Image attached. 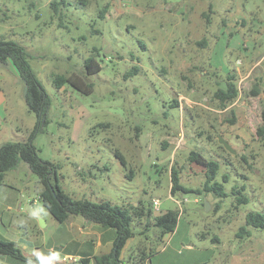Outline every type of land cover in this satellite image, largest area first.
Returning <instances> with one entry per match:
<instances>
[{
    "label": "rangeland",
    "instance_id": "374dc122",
    "mask_svg": "<svg viewBox=\"0 0 264 264\" xmlns=\"http://www.w3.org/2000/svg\"><path fill=\"white\" fill-rule=\"evenodd\" d=\"M52 1L0 0V37L25 48L51 98L48 122L33 143L40 158L58 164L62 188L93 202L142 205L154 214L177 211L174 231L148 264H264V228L236 235L248 211H264V0H65L57 11ZM90 55L101 69L87 75L83 61ZM12 67L0 63L7 76L1 85L18 116L1 118L0 144L26 139L36 122ZM231 71L239 93L222 106L215 91ZM58 73L84 76L93 91L55 88ZM191 150L219 162L217 181L227 175L228 195L221 201L211 193L171 194L172 167L185 187L204 182L200 167L188 161ZM234 185L246 186L248 202L236 204ZM39 190L25 162L6 172L0 239L28 254L59 250L65 258L60 264H84L81 258L109 250L113 228L80 215L56 221L39 201ZM29 203L46 209L39 215L44 225L27 214ZM146 221L132 222L136 235L122 251V264H137L139 243L158 244L157 229L146 231ZM91 228L106 231L102 246L87 234ZM213 235L220 241L213 242ZM6 257L0 254V263Z\"/></svg>",
    "mask_w": 264,
    "mask_h": 264
},
{
    "label": "trees",
    "instance_id": "16d2710c",
    "mask_svg": "<svg viewBox=\"0 0 264 264\" xmlns=\"http://www.w3.org/2000/svg\"><path fill=\"white\" fill-rule=\"evenodd\" d=\"M61 4L66 5V1L54 0L50 3L54 11H57ZM28 59L29 54L23 46L13 40L0 37V63L10 62L13 65L18 77L25 85L24 100L27 110L33 112L36 116L34 127L26 139L6 141L0 144V185L3 184L6 172L15 168L20 161H23L28 165L30 171L36 175L40 184L39 201L56 221L63 222L71 215H80L90 222L113 228L116 236L112 249L108 252L94 255L92 258H81L80 261L84 264H122V251L128 241L136 235L132 228V222L146 217L145 230L148 231L150 227L157 229L156 241L158 244L151 246L139 243L136 249V257L138 259L137 264H148L151 255L157 250V245L174 231L178 220V212L167 210L154 214L150 207L145 209L142 205L115 204L109 200L93 202L84 197H74L62 188L59 182L58 164L40 158L38 149L33 143L35 134L43 131L42 125L48 122L47 114L51 106V98L42 87ZM83 66L87 75L96 73L101 69L96 60V55H90L85 58ZM136 70L137 67H133L132 72ZM235 79V74L229 72L225 86L219 87L215 91V96L222 106L227 102L233 101L238 96L239 89ZM52 83L57 89L67 85L83 93H91L94 86L92 82L87 81L84 76L77 73L70 75L58 73L53 76ZM173 100V102H176L175 99ZM262 118L264 123V109ZM260 131H263L261 127L258 128V132ZM115 154L125 164L121 153L116 150ZM188 161L198 165L204 174L205 179L201 188L190 189L182 185L178 171L172 167L170 169L171 194L178 191L198 194L211 193L220 201L228 195L224 187V183L228 181L227 175H222V181L216 180L220 167L217 160L207 158L200 151L191 150L188 153ZM129 176L133 177L132 171H130ZM245 187V185H234L231 189V192L235 194L236 204L248 202V197L243 193ZM244 220V225L240 226L236 233L238 237L250 236L251 233L248 227L264 228V211H248ZM140 233H143V231H140ZM201 237L205 238L206 235L202 234ZM145 239L147 241L148 237H145ZM211 240L213 242L220 241L217 235H213ZM0 254L10 256L25 264H27L29 258L35 260V256L25 254L15 242L3 239H0Z\"/></svg>",
    "mask_w": 264,
    "mask_h": 264
},
{
    "label": "crops",
    "instance_id": "0c3cea01",
    "mask_svg": "<svg viewBox=\"0 0 264 264\" xmlns=\"http://www.w3.org/2000/svg\"><path fill=\"white\" fill-rule=\"evenodd\" d=\"M237 22L236 23H238L239 21H240V19L238 18L237 20H236ZM261 54H263L264 55V52L263 53H261ZM257 61H258V58H257ZM10 65V64H9ZM12 73H15V75L16 76H18V74H17V71L15 70V68L14 67H12ZM235 72H237V71H239V68H237V69H235L234 70ZM232 72V71H231ZM6 78H7V76H6V73H5V71L4 72H2V71H0V133H1V131L3 130V126H2V122H1V118H4V119H6V118H11V119H15V118H17V112H16V107L15 106H11V107H9L8 106V104H9V97H8V94H7V92H6V90L3 88L2 89V85H1V83H3V84H5V82H6ZM21 104V103H20ZM15 130H19V128H17V126L15 127ZM32 205V204H31ZM30 216V215H29ZM68 219V218H67ZM66 219V220H67ZM29 230H31V229H29ZM32 231V230H31ZM104 233V232H106V231H104V229H102L101 228V230H99V232H97L94 228H91V231H89V233H87V234H90V235H93L95 238H92L91 237V239L92 240H94L93 242H94V244H96V245H98V246H102L104 243H103V241H102V236H100L101 235V233ZM96 235V236H95ZM114 239V238H113ZM113 241L114 240H111V244L108 246L109 248H106V249H109V250H105V252H108V251H110L111 249H112V246H113ZM126 247V246H125ZM124 250V249H123ZM105 252H98L99 254H101V253H105ZM25 253V252H24ZM25 254H27V255H31V256H34L32 253H30V254H28V253H25ZM5 256H7V255H5ZM121 256H122V254H121ZM10 257V256H9ZM73 260H74V258H72ZM16 259H14V258H12V257H10V258H7L6 257V259L4 260L3 259V263H0V264H22V261H19V262H21V263H18L17 261H15ZM63 260H65V258L63 259ZM23 264H25L24 262H23Z\"/></svg>",
    "mask_w": 264,
    "mask_h": 264
},
{
    "label": "clouds",
    "instance_id": "9594fccd",
    "mask_svg": "<svg viewBox=\"0 0 264 264\" xmlns=\"http://www.w3.org/2000/svg\"><path fill=\"white\" fill-rule=\"evenodd\" d=\"M46 212V209L42 205H38L35 214L40 215ZM35 256V260L29 258L27 260V264H60L63 259V253L59 250H50L47 254L36 251L33 254Z\"/></svg>",
    "mask_w": 264,
    "mask_h": 264
},
{
    "label": "water",
    "instance_id": "95a60500",
    "mask_svg": "<svg viewBox=\"0 0 264 264\" xmlns=\"http://www.w3.org/2000/svg\"><path fill=\"white\" fill-rule=\"evenodd\" d=\"M219 142L223 144L224 148L227 149L228 151L230 152H234V150L230 147V145L224 141L221 137H219ZM209 209V205L208 203L205 201V210H208ZM26 212L28 215H30L31 217H34L38 220L39 222V225H44L45 224V221L39 216V215H36L35 214V210L33 208V206L29 203L27 204V208H26Z\"/></svg>",
    "mask_w": 264,
    "mask_h": 264
},
{
    "label": "built area",
    "instance_id": "2783aa9c",
    "mask_svg": "<svg viewBox=\"0 0 264 264\" xmlns=\"http://www.w3.org/2000/svg\"><path fill=\"white\" fill-rule=\"evenodd\" d=\"M152 207L154 210H158V205H159V200L158 199H153L152 202Z\"/></svg>",
    "mask_w": 264,
    "mask_h": 264
}]
</instances>
